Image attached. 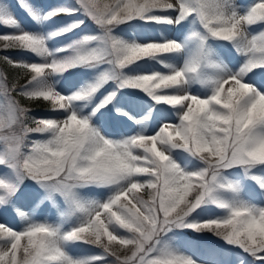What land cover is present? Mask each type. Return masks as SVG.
<instances>
[{
    "label": "snow or ice",
    "instance_id": "snow-or-ice-1",
    "mask_svg": "<svg viewBox=\"0 0 264 264\" xmlns=\"http://www.w3.org/2000/svg\"><path fill=\"white\" fill-rule=\"evenodd\" d=\"M0 28V264H264V0H0Z\"/></svg>",
    "mask_w": 264,
    "mask_h": 264
},
{
    "label": "rangeland",
    "instance_id": "rangeland-1",
    "mask_svg": "<svg viewBox=\"0 0 264 264\" xmlns=\"http://www.w3.org/2000/svg\"><path fill=\"white\" fill-rule=\"evenodd\" d=\"M6 31H7V29L0 28V33H4ZM5 54H11L14 57L20 55L18 52H15V51H12L10 53L0 52L1 56L5 55ZM26 103H28V106L33 109L32 114L34 116L41 117V116H44L47 114L46 110L48 109V107H39L38 103L34 104L35 102H26ZM34 105H38V106L34 107ZM40 138H42V137H40V136L30 137V139H40ZM24 210H27V209H24ZM56 216H57V214L54 211H45L44 213L39 214L38 218H40V219L47 218L50 220H55ZM0 222H9L10 224H16V223H19L20 221H19L18 217L13 218L12 216H6V217L0 216ZM188 236L191 239L198 240L200 242L208 243V244L215 245V246H222V244H223L222 241L218 240L216 237H214L210 233L205 234L202 237L201 236H193L192 234L188 233ZM90 251H92V249H90L89 246H85V245H82V246H79V247H76L73 249V253L76 255H83V254H86Z\"/></svg>",
    "mask_w": 264,
    "mask_h": 264
},
{
    "label": "trees",
    "instance_id": "trees-1",
    "mask_svg": "<svg viewBox=\"0 0 264 264\" xmlns=\"http://www.w3.org/2000/svg\"><path fill=\"white\" fill-rule=\"evenodd\" d=\"M1 56V55H0ZM0 67H3V65H0ZM38 103L39 107H48L47 102H43V101H37L34 104ZM38 105H34V107L38 106Z\"/></svg>",
    "mask_w": 264,
    "mask_h": 264
}]
</instances>
